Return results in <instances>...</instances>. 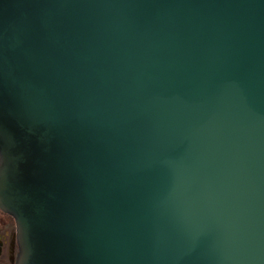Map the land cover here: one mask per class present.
<instances>
[{"label": "water", "instance_id": "1", "mask_svg": "<svg viewBox=\"0 0 264 264\" xmlns=\"http://www.w3.org/2000/svg\"><path fill=\"white\" fill-rule=\"evenodd\" d=\"M0 211L15 264H264V0H0Z\"/></svg>", "mask_w": 264, "mask_h": 264}, {"label": "flooded vegetation", "instance_id": "2", "mask_svg": "<svg viewBox=\"0 0 264 264\" xmlns=\"http://www.w3.org/2000/svg\"><path fill=\"white\" fill-rule=\"evenodd\" d=\"M17 254L15 223L11 217L0 211V264H15Z\"/></svg>", "mask_w": 264, "mask_h": 264}]
</instances>
